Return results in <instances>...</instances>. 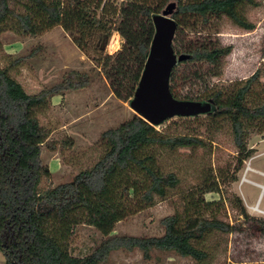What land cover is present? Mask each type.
<instances>
[{"label":"trees","instance_id":"trees-1","mask_svg":"<svg viewBox=\"0 0 264 264\" xmlns=\"http://www.w3.org/2000/svg\"><path fill=\"white\" fill-rule=\"evenodd\" d=\"M172 3L176 8L171 18L177 23L174 50L187 59L172 72L171 94L179 100L212 102L216 110L202 119L167 121L163 130L133 113L101 134L94 145L100 155L89 168L44 191L41 185L52 172L43 152L57 146L50 142L52 132L41 123L40 114L54 97L87 88L91 78L70 71L59 84L31 95L12 75L26 58L0 67V253L5 264H108L111 253L122 249L139 250L145 260L159 252L209 264L235 231L220 217L221 209L248 218L242 200L221 188L220 175L206 162L221 133L230 135L237 153L235 173L253 157L250 142L264 134V62L231 87L213 84L185 98L178 91L203 71L210 78L221 75L232 46L218 39L220 22L227 19L253 31L245 10L256 7V0H0V50L1 36L8 32L35 38L61 27L83 52L93 38L106 41L117 32L123 47L106 56L102 66L113 95L131 101L155 35L153 17ZM178 124L182 130L172 129ZM61 146L70 149L72 142ZM165 155H183L190 161L200 157L202 183L181 191L180 175L162 165ZM237 180L235 174L232 181ZM209 194L219 200L208 201ZM176 196L175 212L161 220V236L114 235L119 222ZM79 226H91L104 238L82 257L71 252ZM249 226L264 235V222L254 219Z\"/></svg>","mask_w":264,"mask_h":264},{"label":"rangeland","instance_id":"rangeland-1","mask_svg":"<svg viewBox=\"0 0 264 264\" xmlns=\"http://www.w3.org/2000/svg\"><path fill=\"white\" fill-rule=\"evenodd\" d=\"M256 2V7L250 6L245 10L248 21L255 26L253 31L240 29L227 19L220 22L218 39L223 45L232 46V53L221 75L210 78L206 71L201 72L200 78L190 81L187 87L178 91L180 98L203 93L213 84L231 87L252 76L264 62V0ZM1 41V68H6L18 58H26L23 64L12 71V75L28 94H38L54 87L70 71L87 73L91 78L87 88L67 91L64 95L54 97L50 107L40 114L41 123L52 132L50 142L57 146L55 151L44 149L43 159L50 167L52 178L43 181L41 191L68 182L80 170L89 168L98 159L100 151L94 145L101 134L128 120L134 113L130 108V101L119 100L113 95L102 66L106 56H112L122 49L124 41L117 32H113L106 41L99 37L93 38L83 52L75 47L70 36L61 27L35 38H24L8 32L1 36ZM113 42L116 46L111 49ZM205 117L206 115H202L195 118ZM179 119L169 121L178 122ZM179 125L172 126V129L182 130ZM164 128L165 125H162L157 130ZM65 141L72 142L70 149L62 148L61 144ZM250 147L255 152L253 157L245 161L236 173L237 153L228 133L215 137L211 156L207 158L206 163H211L212 168L220 175L218 181L221 188L238 196L248 214V218H243L231 208L221 209L220 217L234 226L235 231L227 238L226 246L222 242L219 252L209 264H264V235L254 233L249 226L254 219L264 222V195L258 205L259 211H255L253 207L257 206L262 190L244 181L264 185V134L253 137ZM200 159L198 157L190 161L183 155H165L162 165L167 171H176L180 175V189L187 191L202 183ZM249 167L255 171L247 170ZM235 174L238 180L233 182ZM178 199L176 196L173 200L159 202L154 207L119 222L114 235L161 236L164 233L161 220L175 212ZM206 199L210 202L218 201L219 196L209 194ZM103 239L95 228L79 226L75 229L71 252L74 256H85ZM108 264L196 263L175 254L159 252H153L151 259L145 260L139 250L122 249L111 253Z\"/></svg>","mask_w":264,"mask_h":264},{"label":"water","instance_id":"water-1","mask_svg":"<svg viewBox=\"0 0 264 264\" xmlns=\"http://www.w3.org/2000/svg\"><path fill=\"white\" fill-rule=\"evenodd\" d=\"M174 3L160 15L153 17L155 35L140 82L130 101V108L140 118L154 127L164 125L174 118H195L216 110L212 102L179 100L170 91L173 70L187 59L174 50L177 23L171 18ZM115 42L111 45L114 48Z\"/></svg>","mask_w":264,"mask_h":264},{"label":"built area","instance_id":"built-area-1","mask_svg":"<svg viewBox=\"0 0 264 264\" xmlns=\"http://www.w3.org/2000/svg\"><path fill=\"white\" fill-rule=\"evenodd\" d=\"M249 170L255 171V170H253V169L250 168V167H249ZM244 181H247V182H248L249 184H251V185H255V186H258V187L260 186L259 184H256V183H254V182H252V181H248V180H244ZM259 188H260V187H259ZM260 189H261V188H260ZM263 195H264V194L261 193V195H260V197H259V199H258L257 207H258L259 202L261 201Z\"/></svg>","mask_w":264,"mask_h":264},{"label":"bare ground","instance_id":"bare-ground-1","mask_svg":"<svg viewBox=\"0 0 264 264\" xmlns=\"http://www.w3.org/2000/svg\"><path fill=\"white\" fill-rule=\"evenodd\" d=\"M116 46V45H115ZM115 46H114V48H115ZM247 170H249V169H247ZM260 188H261V190H262V194H264V185H261V186H259ZM253 209L255 210V211H259V208L256 206V207H253ZM260 213H262V212H260Z\"/></svg>","mask_w":264,"mask_h":264},{"label":"crops","instance_id":"crops-1","mask_svg":"<svg viewBox=\"0 0 264 264\" xmlns=\"http://www.w3.org/2000/svg\"><path fill=\"white\" fill-rule=\"evenodd\" d=\"M0 255H2V254L0 253ZM3 261H5V259H4V256L2 255V256H0V264H3Z\"/></svg>","mask_w":264,"mask_h":264}]
</instances>
